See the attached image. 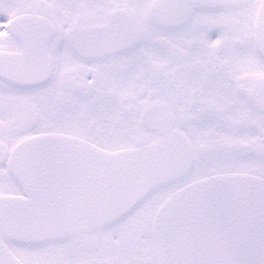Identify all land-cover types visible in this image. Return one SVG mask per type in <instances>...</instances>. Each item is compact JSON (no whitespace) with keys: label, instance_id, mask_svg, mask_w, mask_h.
<instances>
[{"label":"snow or ice","instance_id":"6c2138e0","mask_svg":"<svg viewBox=\"0 0 264 264\" xmlns=\"http://www.w3.org/2000/svg\"><path fill=\"white\" fill-rule=\"evenodd\" d=\"M0 264H264V0H0Z\"/></svg>","mask_w":264,"mask_h":264}]
</instances>
